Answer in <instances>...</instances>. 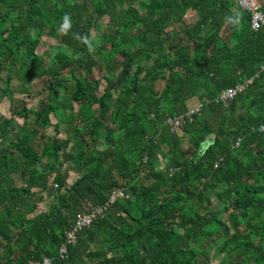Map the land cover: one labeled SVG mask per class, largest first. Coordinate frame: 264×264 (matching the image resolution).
Instances as JSON below:
<instances>
[{"label":"trees","instance_id":"16d2710c","mask_svg":"<svg viewBox=\"0 0 264 264\" xmlns=\"http://www.w3.org/2000/svg\"><path fill=\"white\" fill-rule=\"evenodd\" d=\"M105 17L108 31L95 40ZM45 36L61 44L57 67L37 54ZM263 66L264 28L253 31L233 0H0V82L13 117L23 118L0 113V264H82V255L87 264H264ZM97 67L108 83L102 94L101 80L89 78ZM45 76L46 98L26 109L12 80L30 95ZM253 77L227 107L217 102ZM194 98L202 113L172 132L166 120ZM63 119L66 139L47 135ZM118 189L128 197L61 260L78 212ZM44 192L52 205L32 215L28 201Z\"/></svg>","mask_w":264,"mask_h":264},{"label":"rangeland","instance_id":"374dc122","mask_svg":"<svg viewBox=\"0 0 264 264\" xmlns=\"http://www.w3.org/2000/svg\"><path fill=\"white\" fill-rule=\"evenodd\" d=\"M108 20H109L108 17L101 19L99 21V24H98V29H95L91 32V34L95 40L102 39L103 34L108 31V25H107ZM193 21H194V17L188 18V22H193ZM61 49H62V47H61V44L59 42L54 41L52 38H50V37L48 38L45 36L37 48V54L43 58V61L47 67H53V66L57 67L56 59L54 56H55L56 52L61 50ZM68 52H70V50H68ZM102 70L103 69L101 67L95 68L93 75H91L89 77L90 79H95V80L100 79L101 80L99 94H102V92L104 91V89L107 87V84H108L107 81L102 78L103 77V71ZM117 75H118V72L115 74V76L117 77ZM142 76H144V74ZM2 77L6 78V73L5 74L3 73ZM17 81H18L17 78H14L12 80V89L15 91V97L17 99H22L26 102V109L27 108L38 109V107L41 104V99L46 98L47 92L51 87L50 79L47 76H45V77L38 78V79L34 80L32 86L30 87V92H31L30 95H21L20 93H17L18 88H19ZM5 86H6L5 81L0 82V113L5 118H7V119L13 118V119H15V121L17 123L22 124L23 123L22 117H18V116L13 117L14 115L11 111L10 101L5 96V94L3 93V88ZM199 104H200V102H198L197 98H194V99H191L190 101H188L187 106H188L189 110H191V109L198 107ZM75 105L77 108L78 107L77 104H75ZM60 118L62 119L64 117L60 116ZM51 121H52V124L55 125L57 122V118L54 116H51ZM67 127H68V125L64 122V119H63L61 126H59V133L58 132L56 133V130L53 126L49 127L46 130V133L49 136L56 135L60 139H66V136L68 135ZM74 143H75V140L72 141L71 145H73ZM185 146H186V143H185ZM102 148L103 147L98 146V149H102ZM161 156H162V158H160L161 166L159 167V170H161L163 168L164 163L166 161L164 156L163 155H161ZM68 165L69 164L65 163L64 166L62 167V171L67 170L69 168V167H67ZM68 175H69L68 176L69 177L68 178L69 183H72L74 180H76L78 178V173L74 170L70 171L68 173ZM53 177L50 178V184H51V188L55 189L56 187L54 186V183H52ZM152 180H153V176L150 175V177L148 178V181H152ZM15 186L17 187V189H21L25 186V184L20 181L19 177L18 178L16 177ZM32 192L38 193L39 190L34 189V190H32ZM41 196H38L36 198H33V200L28 201L29 205H35V207H36L32 215H39L41 213H45V212H47L49 207L52 205V199L50 198V196H48V194L46 192L42 193ZM5 207H8V205L6 204ZM95 246L96 245H94L92 247V251L96 250ZM223 259H224V256H220L218 259H216L214 261V263H218ZM88 260H89V258H88ZM88 260H87V257L85 255H82V264H87Z\"/></svg>","mask_w":264,"mask_h":264},{"label":"built area","instance_id":"2783aa9c","mask_svg":"<svg viewBox=\"0 0 264 264\" xmlns=\"http://www.w3.org/2000/svg\"><path fill=\"white\" fill-rule=\"evenodd\" d=\"M237 9L249 13L250 23L253 31H259L264 28V12L261 10V6L257 0H233ZM264 69V66L262 67ZM254 78L245 79L236 85L227 88L219 94L217 97V102L222 103L227 107L232 100H234L238 95L246 91L254 81ZM203 104L200 103L198 107L189 110L185 114H181L174 117H169L166 120V124L171 127L172 132L178 131L187 122H192L195 115H200L203 110ZM257 130L259 132L264 131V125H260ZM241 139L239 138L235 146L238 148L240 146ZM222 162L215 163V168H218ZM56 186V185H55ZM128 196L124 191L118 189L114 190L109 196V200L106 204L102 206L92 207L88 213L78 214L72 229L66 231L65 241L61 244L59 248V258L61 260H66L69 257V247L77 243L78 237L87 229L95 223L98 218H103L109 209V206L113 204L119 198H127ZM53 260L49 257H44L42 261L29 262L28 264H52Z\"/></svg>","mask_w":264,"mask_h":264},{"label":"crops","instance_id":"0c3cea01","mask_svg":"<svg viewBox=\"0 0 264 264\" xmlns=\"http://www.w3.org/2000/svg\"><path fill=\"white\" fill-rule=\"evenodd\" d=\"M258 2H259V4H260V6H261V10L263 9V7H264V0H257ZM263 11V10H262ZM221 93V92H220ZM219 96V95H218ZM234 147L235 148H237L235 145H234ZM220 159H222V161H223V158H219L218 160H217V162L218 161H220ZM222 162H220V164H221ZM220 166V165H219ZM90 209L91 208H88V211L87 212H78V214H81V213H88L89 211H90ZM77 214V215H78ZM77 215H76V217H77ZM76 217H75V219H76ZM75 219H74V221H75ZM73 225H74V222H73ZM73 225H72V227H73ZM72 227H71V229H72ZM61 246V245H60ZM60 248V247H59ZM58 255H59V250H58Z\"/></svg>","mask_w":264,"mask_h":264},{"label":"clouds","instance_id":"9594fccd","mask_svg":"<svg viewBox=\"0 0 264 264\" xmlns=\"http://www.w3.org/2000/svg\"><path fill=\"white\" fill-rule=\"evenodd\" d=\"M68 25H67V18H65V24L61 26V29L63 30L64 28H66Z\"/></svg>","mask_w":264,"mask_h":264},{"label":"bare ground","instance_id":"6f19581e","mask_svg":"<svg viewBox=\"0 0 264 264\" xmlns=\"http://www.w3.org/2000/svg\"><path fill=\"white\" fill-rule=\"evenodd\" d=\"M209 232V231H208Z\"/></svg>","mask_w":264,"mask_h":264}]
</instances>
